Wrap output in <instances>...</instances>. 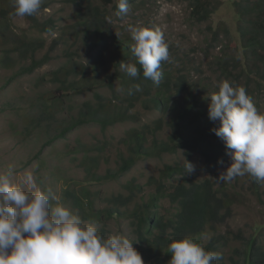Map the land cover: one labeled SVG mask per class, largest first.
<instances>
[{"label":"rangeland","instance_id":"374dc122","mask_svg":"<svg viewBox=\"0 0 264 264\" xmlns=\"http://www.w3.org/2000/svg\"><path fill=\"white\" fill-rule=\"evenodd\" d=\"M76 1L77 3L69 0H43L35 18L39 26L49 20L54 22L51 31L43 32L27 16L14 15L13 0H0V173L5 172L9 165L15 169L14 178H19L25 171H31L38 182L43 181L52 186L60 202L72 210L71 202L65 197L67 190L82 192L81 189L86 188L95 200L97 209L105 208V200L112 195L129 197L132 194L128 207L120 208V211L127 210L128 213L124 216L116 214L104 225H98L99 229L104 226L105 236L121 233L137 240L130 211L136 204H141L156 194L155 184L149 183L151 178L162 180L165 186L181 178L174 176L169 181L161 179L164 165L178 162L184 167L187 159L196 169L191 174L185 170L188 178L193 177L198 181L210 178L218 193L232 198L228 217L217 228L218 233L230 237L228 245L221 247L223 253L218 252L220 257L223 254L224 257L233 256L234 260L241 259L235 251L243 250L244 241L250 235H256L264 249V182H258V189H255L253 179L246 175L235 178L231 183H218L216 177L232 162L228 154L225 161L210 162L196 152L188 155L182 148L176 153L162 154L158 158H140L118 178L92 181L91 173L87 174L88 171L94 175H104L108 170L118 171L122 157L127 156L120 141L125 131L132 127L151 124L154 128L155 120L163 118L162 127L155 132L158 139H166L171 131L166 125L172 115L171 110L162 111L154 106L149 109L142 101L130 110L137 115L138 123L125 121L103 129L96 123L88 122L71 129L64 137L59 135L61 129L72 118L77 117L85 102L95 104V93L103 97L107 108L112 105L127 107V103L122 102L126 94L120 80H114L111 88L97 83L91 88L90 86L94 77L102 81L115 73L116 61L111 58L115 52L113 44L116 41H121L124 45L132 43L127 30L130 25L154 26L162 31L168 45L169 68L172 72L182 70V66H187L190 70L193 66H199L203 73L200 76L194 74V71L189 73V81L197 82L193 93L201 99L218 91L216 85L222 80L232 82L233 86H240L236 82L240 79L236 71L232 70L228 77H224L217 68L223 57L230 60L236 52H240L235 48L238 47V16L233 6L235 0H212L216 9L207 21L192 18L190 0H129V12L126 15H117L118 0H112L107 5L101 1H92L103 15L102 30L103 33L106 31L103 40L107 45L104 50L101 49V44L91 47L92 29L85 31V27L80 24L82 19L79 14L88 2ZM218 28H224L228 34L220 32L215 41L212 34ZM25 41L36 45L35 59H42L49 53V59L30 73H21V70L31 64L32 55H20L15 50V43L23 50L21 42ZM175 51L178 58L172 61ZM6 55L9 59L5 61ZM127 62L135 60L129 59ZM65 66L79 71L78 76L71 74L68 82H73V79L78 81L82 88L80 91H64L60 89L61 83L53 80V72ZM82 75H85L86 80L81 79ZM88 81V84L83 85V82ZM51 96L58 99L56 105L51 111L43 113L40 99L50 102ZM253 96L254 101L261 104L259 111L264 112V87L261 93ZM178 97L182 100L184 93ZM51 112L52 116L48 117ZM42 116L48 118L41 119ZM216 122L219 124V121ZM88 157L98 161H87ZM158 206V214L166 216V219L174 213V204L167 196L159 200ZM236 236H240V239ZM209 238V233L203 234L202 244H206ZM133 246L141 248L142 245L139 241H134ZM161 258H164L163 264H168L170 259L165 251L161 253ZM214 264L230 263L220 258Z\"/></svg>","mask_w":264,"mask_h":264},{"label":"trees","instance_id":"16d2710c","mask_svg":"<svg viewBox=\"0 0 264 264\" xmlns=\"http://www.w3.org/2000/svg\"><path fill=\"white\" fill-rule=\"evenodd\" d=\"M69 1L77 3L76 0ZM83 1L88 2V4L83 6V10L79 14L80 19H82L80 24L85 27V31L92 29L93 40L92 44H90L91 47H97L101 44V49L104 50L107 45L104 44L103 40L106 33V31L103 33L102 30L103 15L98 6L92 4V1H101L107 5L112 0ZM190 1L191 16L197 21H207L216 9L212 0ZM233 6L238 16L236 25L238 47L236 46L235 48L239 49L240 52H236L239 55L234 54L230 60L223 57L217 64V68L224 77H228L232 70L236 71V75L240 78L236 82L246 89L247 94L252 98L259 110L261 104L254 101L255 96L253 95L261 93L264 87V0H235L233 1ZM84 17L89 18L85 19ZM27 18L30 21H34L35 26L40 31L48 32L54 28L53 20H49L39 26L35 15L27 16ZM220 32L228 34L224 28H218L212 34V39L216 41ZM223 38L226 39L225 36ZM84 42L86 43L85 40ZM21 43L23 50L16 43L15 50L19 51L20 55L22 53H30L32 55L31 64L24 68L22 67L21 73H30L35 67L42 65L49 59V53L42 59H35L36 45L30 41ZM129 45V43L124 45L121 41H116L113 44L115 52L112 53L111 58L116 61H113L116 69L115 73L103 78L102 81L94 77L90 86L91 88L97 83L99 86L111 88L114 80H120L126 94L122 102L127 103V107L122 108L112 105L107 108L106 102H103V97L95 93V104L85 102L79 109L77 117L72 118L67 126L61 129L62 131L59 135L64 137L71 129L88 122L96 123L103 129L125 121L138 123L137 115L130 112V110L142 101L144 106L149 109L154 106L162 111L171 110L172 115L166 122L171 131H169V136L164 140L156 137L155 131L162 127L163 118L155 120L154 128L151 124H145L126 130L120 142L125 147L127 156L122 157L118 171L111 172V170H108L104 175H94L88 171L87 174L91 173L92 181L112 177L118 178L122 173L127 172L136 160L140 158H158L162 154L176 153L177 150L182 148L186 150L188 155L196 152L210 162L220 163L225 161L226 146L223 140L211 131L212 128L218 127L219 124L209 119L210 97L205 95L206 97L201 99L196 96L193 93V89L197 82L189 81V73L194 71V74L199 76L203 73L199 66L191 67L192 70L187 68V66H182V70L172 72L173 70L169 68L170 61L162 62L161 71L163 77L158 85L154 84L150 79H145L142 75V70L138 78H129L126 73L119 69L121 61L135 60ZM9 53L10 51H8ZM174 53L172 61L178 58L176 55L177 51ZM69 55L72 57V54ZM8 59L9 56L6 55L5 61ZM99 59L97 58V60ZM71 74L74 77L78 76L79 71L74 67H61L53 72V80L60 82L62 85L60 89L64 91H80L82 88L78 81L73 79V82H68V77ZM81 79L86 80L85 75H82ZM88 83L89 81L83 82V85ZM136 85L140 86V91L135 90ZM153 91L155 94H153ZM183 93L184 97L180 100L178 96ZM49 99L50 102L47 99H40L43 113L51 111L58 100L55 96H51ZM51 116L52 112L48 117ZM48 117L42 116L41 119ZM149 141L150 143L148 144ZM86 159L94 163L98 161L91 157ZM174 176L181 178L177 182L173 181L169 186H165L162 180L158 181L151 178L149 183L155 184L156 194H153L147 201L136 204L129 213L130 217L133 218L132 225L135 226L134 233L136 238L142 245L141 248L133 247L142 255L145 264H163L164 258H161L163 251L170 259L171 254L166 251L171 239L190 236L202 244L201 237L203 234L209 233L208 242L202 245L206 250L216 253H223L221 247H226L230 239L226 234L218 233L217 228L228 217L232 198L226 194L221 195L218 193L214 187V182L210 178H204L199 181L193 177L188 178L184 167L180 166L178 162L164 165L161 170V179L169 181ZM254 183L256 185L255 189H258V182L254 181ZM81 191L67 190L65 191V197L71 202L74 211H78L82 218L95 221L97 224L104 225L116 214L124 216L128 212L127 210L120 211V208H127L132 201V194L129 197L122 194L112 195L105 200L107 202L105 208L97 209L95 200L91 198L88 190L82 188ZM165 196L174 204V213L167 219L165 218L166 216L158 214V202ZM99 230L105 235L104 226ZM236 238L240 239V236H236ZM241 239L243 238L241 237ZM242 249V251H235L241 258L239 260H234L233 256L224 257L223 254L220 258L228 260L230 264H264V249L256 235H250L244 241Z\"/></svg>","mask_w":264,"mask_h":264},{"label":"clouds","instance_id":"9594fccd","mask_svg":"<svg viewBox=\"0 0 264 264\" xmlns=\"http://www.w3.org/2000/svg\"><path fill=\"white\" fill-rule=\"evenodd\" d=\"M42 3L13 0L14 15H35ZM117 8V15H126L129 0H118ZM127 30L135 62L121 61L120 70L133 79L142 70L145 79L158 85L162 62L170 60L162 31L146 25H130ZM216 87L218 91L209 96L208 116L219 126L211 131L223 140L232 160L217 182L231 183L246 175L264 182V112L243 86L222 80ZM184 170L191 174L196 169L185 159ZM14 177L12 165L0 173V264H145L133 247L138 240L121 233L103 235L95 221L61 203L53 187L38 182L31 171ZM166 252L171 254L168 264H214L220 259L219 253L206 250L190 236L171 239Z\"/></svg>","mask_w":264,"mask_h":264}]
</instances>
